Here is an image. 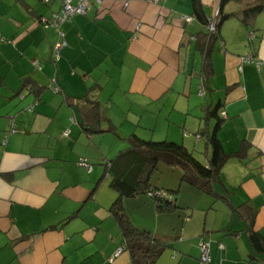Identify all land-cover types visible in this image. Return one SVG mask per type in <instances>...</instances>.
<instances>
[{
	"label": "crops",
	"instance_id": "obj_1",
	"mask_svg": "<svg viewBox=\"0 0 264 264\" xmlns=\"http://www.w3.org/2000/svg\"><path fill=\"white\" fill-rule=\"evenodd\" d=\"M200 1V17L190 0L91 2L60 25L66 43L53 62L58 31L41 19L59 11L60 0H0V264H130L127 251L116 254L122 236L109 207L117 193L104 174L113 152L102 134L119 141L118 151L133 133L176 141L205 163L206 134L217 122L206 112L215 105L224 184L201 190L159 164L150 183L177 207L158 211L150 191L122 205L135 226L168 238L153 264H264V247L248 237L264 239V6L251 19L221 22L205 71L203 20L220 0ZM248 1H228L222 12L240 15ZM90 86L100 103V122L91 124L104 128L105 116L115 133L84 131L65 101Z\"/></svg>",
	"mask_w": 264,
	"mask_h": 264
},
{
	"label": "trees",
	"instance_id": "obj_2",
	"mask_svg": "<svg viewBox=\"0 0 264 264\" xmlns=\"http://www.w3.org/2000/svg\"><path fill=\"white\" fill-rule=\"evenodd\" d=\"M228 1L231 0H220V8L217 12V21L214 31H209L205 27L206 42L202 50L205 71L208 65L206 61L209 54V44L211 40L217 36L221 22L230 16H239L243 21L249 18L251 19L264 6V0H252L247 2L246 7L242 10L240 15L237 13H223L222 6ZM190 2L194 15L200 17L201 1L190 0ZM207 19L208 17H205L203 20L204 26L208 22ZM2 39L4 40L3 37ZM50 58L53 62L59 59L58 58L56 61L53 60L52 53ZM25 80L28 79L26 78ZM30 85L34 87V84ZM41 89L42 88H36V91H41ZM96 91L97 88H95V86H90L84 96H65V101L69 105H72L80 114V124L84 131L93 133L104 130L115 133V126L105 116H101V119L104 120L106 125L104 128L100 127V125L95 127L91 124H98L100 122V118H98L100 103L94 95ZM217 106L219 105H215L214 108L206 112V114H212L217 117L214 129L209 133L207 132V134L205 133L211 149L207 162L203 163L198 160L190 150L179 142L167 139H145L133 133L125 138L127 146L104 163V174L108 175L109 185L117 193L109 210L114 216L122 236L119 248L121 251L128 252L130 264H153L168 245L167 237L157 236L145 228L135 226L129 219L122 205V199L124 197H131L139 193L150 191L153 193L151 196L155 201V206L158 211L171 210L177 207L174 198L163 194V189H156V187H153L150 183V176L157 170L159 164H165L172 168L179 169L180 179L182 181L201 190L209 192L215 180L222 183L221 186L224 184V180L220 175V168L226 160L227 155L222 149L220 140L216 137V129L221 120V116L217 115ZM176 190V188L166 189V191L173 194L176 193ZM254 213L255 210L252 209V216ZM248 237L250 244L254 248L257 250L263 249L264 239L258 232L251 231Z\"/></svg>",
	"mask_w": 264,
	"mask_h": 264
},
{
	"label": "built area",
	"instance_id": "obj_3",
	"mask_svg": "<svg viewBox=\"0 0 264 264\" xmlns=\"http://www.w3.org/2000/svg\"><path fill=\"white\" fill-rule=\"evenodd\" d=\"M50 0H43L44 3H48ZM104 0H60V8L59 11L55 12L52 14V16L50 18H42L41 21L44 22V26H52L55 29H57L58 31V40L54 45V49L52 52V58L53 60H57L59 58V50L60 48L65 45V40L63 37V33L59 30V27L61 25V23L65 22V21H69L73 15L75 14H83L88 5L93 2L96 5H100ZM124 6H127L129 3V0H122ZM149 2H158V0H147ZM217 12L216 11L212 16L208 17V22L205 25V27L209 30V31H214L215 29V25H216V21H217ZM253 37V33L249 32L248 34V38L252 39ZM241 62H252L254 64H256V66L258 67L260 62L258 60H255L254 58L250 57V56H242L241 57ZM36 66L38 67L39 64L38 62H35ZM198 94L199 95H203L204 94V89L203 86H200L198 89ZM34 105L31 104L30 106H28V109L33 108ZM67 134V133H65ZM83 160L80 161V163L83 164ZM150 194L152 195L153 193L150 192ZM200 246H201V260L208 262L210 261V254H209V248H208V244L207 243H203L202 241L200 242ZM219 248H223V245L220 243L218 245ZM121 249L118 247V249L116 250V254L118 252H120Z\"/></svg>",
	"mask_w": 264,
	"mask_h": 264
},
{
	"label": "rangeland",
	"instance_id": "obj_4",
	"mask_svg": "<svg viewBox=\"0 0 264 264\" xmlns=\"http://www.w3.org/2000/svg\"><path fill=\"white\" fill-rule=\"evenodd\" d=\"M51 56V55H50ZM53 82V81H52ZM48 90L51 92V93H54V92H56L57 90L51 85V87L50 86H48ZM55 94V93H54ZM31 103H32V101H31ZM23 104H25V102L23 103ZM26 107V106H25ZM63 134V132L61 131L60 132V135H59V137H61V135ZM102 135H104V139H103V141H102V144H104V149H108L109 151H111V152H113L112 154H110V155H115V153L119 150H117L116 149V147H115V143L117 142V143H119V141L116 139V138H114V136L111 134V133H104V134H102ZM98 136V135H97ZM95 142L97 143V142H99L98 140H95ZM82 151H83V149H82ZM84 151H85V148H84ZM91 151L93 152V148H91ZM76 160H77V157H76ZM76 163H77V161H76ZM85 168V167H84ZM87 170V169H86ZM177 186V185H176ZM175 186V188H177ZM90 202V201H89ZM88 203V201L86 202V204ZM113 219V218H112ZM107 221V220H106ZM105 223V222H104Z\"/></svg>",
	"mask_w": 264,
	"mask_h": 264
}]
</instances>
